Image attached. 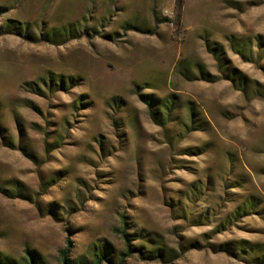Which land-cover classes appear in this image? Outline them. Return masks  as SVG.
Returning <instances> with one entry per match:
<instances>
[{
    "label": "rangeland",
    "instance_id": "374dc122",
    "mask_svg": "<svg viewBox=\"0 0 264 264\" xmlns=\"http://www.w3.org/2000/svg\"><path fill=\"white\" fill-rule=\"evenodd\" d=\"M64 249L264 264V0H0V264Z\"/></svg>",
    "mask_w": 264,
    "mask_h": 264
},
{
    "label": "trees",
    "instance_id": "16d2710c",
    "mask_svg": "<svg viewBox=\"0 0 264 264\" xmlns=\"http://www.w3.org/2000/svg\"><path fill=\"white\" fill-rule=\"evenodd\" d=\"M182 0H178L181 2ZM73 28H70L71 31ZM196 67L200 71L201 74H204L205 70L203 69L201 64H196ZM176 70L182 73L184 76H188L190 74V66L186 65V61L180 62L176 66ZM61 81V80H60ZM143 100L148 106L151 108V112L154 116V119L158 123H165L167 121V116L172 114L174 109V99L172 97L165 98H153L151 95L146 94ZM117 231L121 234L125 243V251L123 256H129L131 252L137 251L141 256H145L146 258H158L161 260H170L172 259V248H170L162 239H160V235H156V238H151L150 243L146 244L142 241L132 244L130 240V235L125 231L124 228H117ZM104 253L102 251L93 253L94 263L99 264L104 259ZM9 264H19L14 260H9ZM61 264H72V261L69 259L67 251L64 249L61 251ZM22 264H40L38 258L32 253L29 254V257L25 258L24 263Z\"/></svg>",
    "mask_w": 264,
    "mask_h": 264
}]
</instances>
